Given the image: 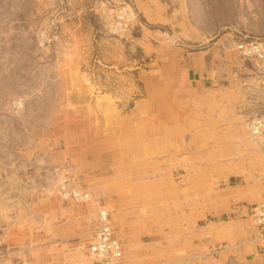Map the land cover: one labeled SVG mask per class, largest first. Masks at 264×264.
Wrapping results in <instances>:
<instances>
[{
	"label": "crops",
	"instance_id": "crops-1",
	"mask_svg": "<svg viewBox=\"0 0 264 264\" xmlns=\"http://www.w3.org/2000/svg\"><path fill=\"white\" fill-rule=\"evenodd\" d=\"M48 1L45 9L51 11L47 15L56 21H61L63 14L56 13L57 8L73 6L66 4L68 0L65 3ZM132 4L138 16L140 13L148 22L167 25L168 30L183 41L182 47L196 46L183 47L184 51L180 50L178 55L183 60L186 87L203 95L201 101L208 107L202 111L205 118L211 108L220 106L222 110L228 103L238 111L235 113L238 122L248 121L254 115L264 118V113L259 114L258 109L264 106V58L242 56L235 48L237 40L256 38L264 49V0H132ZM38 5L36 0L0 3V203L7 199L30 202V205L38 203L40 198H45V190H49L52 171L64 168V164L55 161L60 154L51 155L52 151L58 154L61 150H51L49 145L52 134L63 131L65 123L61 122H65L68 115L63 108L62 92L68 87L62 74L63 58L74 55L69 40L82 37L80 31L66 32L60 23L48 47H37L30 36L33 30L25 33L23 30L25 25L34 26ZM79 5L83 12L91 9L76 15L77 25L86 22L91 26L90 18L96 17L107 30L103 2L90 0L88 4ZM78 71L84 72L80 66ZM9 93L29 97L28 113H14L10 109ZM225 115L218 114L219 120H225ZM78 117L82 114L73 118ZM236 126L229 131V139L221 137L228 132L226 129L213 131L209 147L219 151L209 163L211 178L239 173L244 163L251 173L258 171V164L262 162L260 152L264 154V146L258 142L260 137H254L246 126L244 129ZM226 146L235 151L234 157L224 153ZM181 165L180 183L176 181L170 188H163L160 185L171 180L155 178L153 184L158 198L154 203L145 199L146 203L138 201L140 204L128 206L119 204L128 200L125 195L110 197L113 202L107 204L111 209L105 208L123 244L118 264H264V233L256 231L248 211L251 203L264 201L260 199L264 197V184L253 178L200 180L193 162ZM19 166L29 167L31 173H25L24 169L20 176ZM217 182L223 185L214 186ZM133 187V192L140 188L139 184ZM85 189L93 197L88 201L91 233L99 202L91 188ZM141 204L148 206L142 209ZM30 205L27 212H35ZM16 212L17 208L10 216H16ZM63 212L70 217V210ZM85 226L82 223L76 230L83 232L87 229ZM3 227L0 226L1 231ZM63 229H68L67 225H63ZM42 246L45 245L25 247L32 264H53L46 251L35 250ZM31 248H34L32 254ZM5 259L8 258L0 259V264H4ZM9 262L13 264L12 259Z\"/></svg>",
	"mask_w": 264,
	"mask_h": 264
},
{
	"label": "rangeland",
	"instance_id": "rangeland-1",
	"mask_svg": "<svg viewBox=\"0 0 264 264\" xmlns=\"http://www.w3.org/2000/svg\"><path fill=\"white\" fill-rule=\"evenodd\" d=\"M12 1L0 0V3ZM88 1L68 0L66 4L73 6H62V10L57 8L56 13L63 14L61 21H56L47 15L51 10L45 9L50 2L36 0L39 5L36 8L35 24L33 27L25 25L23 30L24 33L33 30L30 36L34 38L37 47H48L51 40H54V34L58 33L60 23L66 32L76 34L80 31L82 39H70L68 44L74 55H64L63 58L62 74L68 86L62 92L65 97L63 108L68 115L65 122H61L65 123L63 131L54 132L49 145L51 150H61L58 154L54 150L51 155L60 154L58 158L55 156L59 159L55 161L64 164V168L52 171L49 190H45V198H40L38 203L33 205L31 202L30 205V202L12 199L0 203V226H4L2 231L0 228V259L8 258L4 264H10L9 259H12L13 264H18L20 258L28 256L25 248L27 245L39 244L45 246L35 250L46 251L53 264L93 262L86 250L91 227V205L88 201L74 203L60 199L56 181L62 172H66L80 187L91 188L98 197L99 203L96 206L103 205L108 209L111 208L107 203L112 204L113 199L110 197L115 195H125L128 200L120 201L119 204L126 203L128 206L146 201L154 203L158 198L153 184L155 178L171 180L168 184L163 182L160 185L163 188H170L176 181L180 183L179 172L183 171L181 164L186 161L194 163L200 180L253 178L264 184L263 152H260L262 162L258 164L257 172L255 170L251 173V169L244 163L239 173L237 171L224 177L208 176L209 163L218 156L219 151L218 148L214 150L209 147L212 145L213 131L224 128L228 132L221 134V137L227 136L229 139V131L235 130L236 125L242 129L246 126L247 129L250 119L238 122L235 118L238 111L229 103L222 110L220 106L211 108V111L206 112L209 116H203V109L208 107L201 101L202 93L186 87L185 68L181 65L183 60L178 55L183 47L191 49L196 46L182 47L164 39L158 29L168 31L171 38L177 36L168 30L167 25L148 22L140 13V24L115 38L110 36L105 24L96 17L90 18L91 26L86 22L77 25L76 15L91 9L86 8L83 12L79 4H88ZM76 4L78 7H75ZM43 24L49 26L48 35L51 40L40 44L38 32L42 30L39 26ZM78 66L83 73L78 71ZM9 94V105L12 98L23 99L25 106L18 112L28 113V108L31 109L29 97L22 93ZM258 109L259 114L264 113V106H258ZM220 113L226 114L225 120H219ZM80 114L81 118H73ZM223 151L228 156L234 157L236 154L228 147ZM24 169L25 173L31 171L27 166H19L20 176ZM134 184L140 187L135 192L132 191ZM221 185L222 182H217L214 186ZM260 199L264 200V197ZM29 205L35 212H27ZM145 206L148 204L140 207L145 209ZM16 208V216H10ZM66 209L70 210L72 216L65 215L63 211ZM82 223L86 224L87 229L79 232L76 228ZM63 225H67L68 229L62 231ZM30 252L32 254L34 248Z\"/></svg>",
	"mask_w": 264,
	"mask_h": 264
},
{
	"label": "built area",
	"instance_id": "built-area-1",
	"mask_svg": "<svg viewBox=\"0 0 264 264\" xmlns=\"http://www.w3.org/2000/svg\"><path fill=\"white\" fill-rule=\"evenodd\" d=\"M105 6V16L107 18V30L109 34L117 36L139 24L138 13L135 10L131 0H100ZM38 36L41 39L40 44L48 43L51 37L48 35L49 26L40 25ZM161 36L172 41V43L182 44L177 37L171 38L166 30H157ZM235 48L242 56L260 59L264 56L261 49V42L256 39H240L235 42ZM10 100L11 108H19V102ZM248 127L253 135L264 132V118L254 115L249 118ZM84 189V190H83ZM57 195L63 200L78 202L86 197L87 191L80 187L69 177L66 172L57 180ZM249 216L253 226L259 234L264 233V201L254 202L249 205ZM86 250L93 258L94 264H118V260L123 253V244L117 236L112 223L110 222L108 212L103 207H98L96 212L95 224L89 239L86 242ZM18 264H31L28 256H23L18 260Z\"/></svg>",
	"mask_w": 264,
	"mask_h": 264
},
{
	"label": "bare ground",
	"instance_id": "bare-ground-1",
	"mask_svg": "<svg viewBox=\"0 0 264 264\" xmlns=\"http://www.w3.org/2000/svg\"><path fill=\"white\" fill-rule=\"evenodd\" d=\"M261 49H262V51L264 52V50H263V48H262V46H261ZM262 58H264V56L262 57ZM262 58H260V59H262ZM14 99H20V98H14ZM13 99V100H14ZM19 103V108H17V109H12L11 108V103H10V109L13 111V112H18V111H20V110H22L23 108H24V106H25V101L23 100V99H20V100H17ZM248 129H249V127H248ZM250 131V130H249ZM254 137H256V136H259L260 138H259V140H258V142L259 143H261L262 144V142H263V140H264V132H262L261 131V133H259V134H257V135H253ZM62 175V174H61ZM60 175V176H61ZM59 176V177H60ZM56 190H57V181H56ZM84 190V189H83ZM86 191H87V194H86V197L84 198V199H81L80 201H78V202H82V203H84V202H87V201H89L90 200V197H91V193L87 190V189H85ZM60 199H62V198H60ZM63 200V199H62ZM66 201H68V200H66ZM103 207V206H102ZM103 208H105V207H103ZM106 209V208H105ZM107 210V209H106ZM123 254V253H122Z\"/></svg>",
	"mask_w": 264,
	"mask_h": 264
}]
</instances>
